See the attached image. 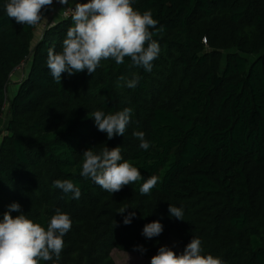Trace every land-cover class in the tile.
<instances>
[{
    "label": "trees",
    "instance_id": "1",
    "mask_svg": "<svg viewBox=\"0 0 264 264\" xmlns=\"http://www.w3.org/2000/svg\"><path fill=\"white\" fill-rule=\"evenodd\" d=\"M6 3L0 0V221L14 202L45 228L57 209L72 220L59 260L41 264H115L113 249L151 259L172 241L180 254L193 236L203 255L224 264H264V0H132L163 26L153 37L161 51L151 72L128 57L121 65L109 59L92 75L62 74L61 84L47 54L62 49L71 15L48 11L31 27L9 19ZM134 74L139 83L130 89L125 81ZM10 83L17 87L11 98ZM124 108L132 109L130 123L111 140L89 117ZM135 131L145 133L147 150ZM105 146L121 147L144 179L158 177L149 195L140 194L143 180L111 194L80 175L82 153ZM57 179H71L80 198L53 189ZM169 204L183 209L184 221L169 216ZM157 220L162 234L145 238L144 225Z\"/></svg>",
    "mask_w": 264,
    "mask_h": 264
},
{
    "label": "clouds",
    "instance_id": "2",
    "mask_svg": "<svg viewBox=\"0 0 264 264\" xmlns=\"http://www.w3.org/2000/svg\"><path fill=\"white\" fill-rule=\"evenodd\" d=\"M53 3L54 0H7L4 10L7 17L17 24L35 27L45 19V12L53 10ZM56 3L67 6L62 9H66L65 16L70 14L73 22L66 32L62 49L59 52L53 48L48 50L47 68L56 83L61 84L64 73L72 76L87 70L92 75L102 61L111 59L121 65L125 57L130 58L133 66L151 72L161 51L153 37L163 31V26L153 18L152 10L141 13L133 7L132 0H74L72 6H69V0H56ZM139 79L138 74L126 81L124 76H120L118 86L119 81H125L126 87L134 89ZM131 113V108L107 115L97 110L89 117L94 120L98 131L106 133L111 140L117 135L124 136ZM133 135L140 141L141 149L150 147L144 132L135 131ZM121 152L119 146L111 149L105 146L99 153L92 148L85 150L80 175L90 178L111 194L143 180L140 194L149 195L157 185L158 177L152 175L144 179L137 167L124 160ZM51 187L72 193L73 199L81 196L80 188L71 179H57ZM127 208H120L118 213L123 215ZM13 212L19 214L13 216ZM168 213L170 217L184 221L182 208L169 204ZM135 216L134 211L129 212L124 216L123 224L130 225ZM71 227L70 215L59 209L45 228L24 214L19 203L10 204L0 221V264H41V261H52L53 258L58 261L64 247L63 237ZM163 228L159 220L153 221L144 225L141 234L151 239L161 235ZM133 250L141 254L147 251L141 245L134 246ZM202 253L201 239L193 236L180 254L168 246L159 247L150 264H224L220 258Z\"/></svg>",
    "mask_w": 264,
    "mask_h": 264
},
{
    "label": "rangeland",
    "instance_id": "3",
    "mask_svg": "<svg viewBox=\"0 0 264 264\" xmlns=\"http://www.w3.org/2000/svg\"><path fill=\"white\" fill-rule=\"evenodd\" d=\"M69 6H71L70 2H69ZM221 65H223V61H222ZM20 67H22V66H20ZM27 69H28V65H25L24 66V72L25 73L27 72ZM16 89H17V87H16L15 84L10 83L8 85V93H7V95H8L9 98H11L13 96V94L16 91ZM166 246H168L174 252L179 254V252H180L179 251V247H178V245H177V243L175 241H172V242L168 243V245H166ZM128 255L130 256V259H129ZM111 256H112L115 264H150V261H151V259H145V258H142V257L136 255V254L120 251L118 249H113L111 251Z\"/></svg>",
    "mask_w": 264,
    "mask_h": 264
},
{
    "label": "built area",
    "instance_id": "4",
    "mask_svg": "<svg viewBox=\"0 0 264 264\" xmlns=\"http://www.w3.org/2000/svg\"><path fill=\"white\" fill-rule=\"evenodd\" d=\"M69 2L71 3V6L73 5V3H74V0H69ZM64 7H66V5H60L59 3H56V0L54 1V9H53V11H52V13H51V16H54V15H57V16H60V17H67V16H69V15H67V16H65V11H66V9H62V8H64ZM54 13H56V14H54Z\"/></svg>",
    "mask_w": 264,
    "mask_h": 264
}]
</instances>
